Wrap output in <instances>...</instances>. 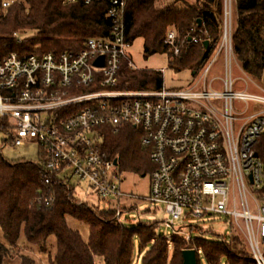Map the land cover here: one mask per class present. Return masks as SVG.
Returning a JSON list of instances; mask_svg holds the SVG:
<instances>
[{"label": "built area", "instance_id": "1", "mask_svg": "<svg viewBox=\"0 0 264 264\" xmlns=\"http://www.w3.org/2000/svg\"><path fill=\"white\" fill-rule=\"evenodd\" d=\"M20 1L2 0V6ZM80 1L92 2L64 3ZM109 1L107 36L89 37L80 49L0 56V129L7 132L6 141L37 143L44 182L55 177L74 190L70 178H76L101 201L115 203L122 222L140 199L164 206L165 224L172 228L178 221L225 216L243 234L255 264H264V86L251 80L257 90L248 83L236 87L234 0H223L221 39L203 68L202 84L163 83L157 89L123 85L126 68L137 69L129 53L127 0ZM13 36L22 43L33 35ZM186 40L173 28L166 37L175 56ZM219 56L224 76L216 89L207 75ZM101 57L103 65L97 66ZM128 125L141 131V146L154 165L145 197L123 189L118 163L104 150V129ZM38 201L50 206L54 197Z\"/></svg>", "mask_w": 264, "mask_h": 264}, {"label": "trees", "instance_id": "2", "mask_svg": "<svg viewBox=\"0 0 264 264\" xmlns=\"http://www.w3.org/2000/svg\"><path fill=\"white\" fill-rule=\"evenodd\" d=\"M236 6L233 45L236 59L248 74L264 82V0H234ZM109 0L80 1L21 0L3 8L0 0V56L11 51L19 54L80 49L93 36L110 33ZM126 32L132 42L143 40L146 55L167 52L171 67L188 68L197 74L204 68L220 42L223 0H174L159 6L157 0H127ZM173 28L187 37L178 56L166 43ZM32 30L34 34L19 43L14 32ZM200 37L199 43L189 37ZM208 40L209 45L204 42ZM161 71L126 68L123 85L130 89L161 88ZM104 150L118 160L121 171L146 174L154 168L149 153L140 145L136 132L123 126L115 131L104 129ZM54 197L50 206L39 198ZM72 218L87 227L88 236L68 223ZM158 223L140 222L130 227L116 216V209L91 206L79 199L73 189L55 177L43 180L41 164L28 160L11 161L0 150V264L12 259V249H19L21 236L47 254L50 264H134L136 246L142 264H183V251L197 250L208 264H255L245 239L238 231L221 240L203 237L187 240L175 234L168 240L157 235ZM201 229L190 226V231ZM52 240L54 242H52ZM172 246V247H171ZM53 247L54 252L51 248ZM19 264H35V259L21 254Z\"/></svg>", "mask_w": 264, "mask_h": 264}, {"label": "rangeland", "instance_id": "3", "mask_svg": "<svg viewBox=\"0 0 264 264\" xmlns=\"http://www.w3.org/2000/svg\"><path fill=\"white\" fill-rule=\"evenodd\" d=\"M174 0H157V4L159 6H163L165 4L171 3ZM235 17H236V6L233 4V25L235 26ZM22 32H27L29 35H33L34 31L25 30ZM181 38V37H180ZM129 53L134 61V64L137 69L141 70H155L161 71L164 78V85L167 88H182L187 87L191 84H196L200 81L202 84L203 69L197 74H193V72L188 69H180L176 70L174 67H171L170 64V56L167 52H159L152 55H146L143 50V40L141 38L136 39L132 42ZM216 55V51H214L208 61H212L214 56ZM209 62V63H210ZM224 76V60L223 56H219L214 63L211 65V69L207 75V84L210 85L213 83V86L216 89L222 88V83L220 78ZM233 78L236 79V87L243 88L246 83L249 84L250 89L257 90V86H255L251 80L255 83L264 86V82L248 75L241 67L239 62L234 61L233 63ZM137 137L139 138V142L141 145V131L135 129ZM8 134L5 130L0 129V150L3 155L11 160H28L33 162H38L41 159V149L40 146L35 143H27L22 146H14L10 142H7ZM147 152V151H146ZM148 153V152H147ZM119 170L121 168L119 166ZM123 175V189L128 193H134L141 197H145L148 195L149 186H150V171L146 174L136 173L131 171H121ZM70 183L72 187H74L75 195L81 199L82 201L89 203L91 206H98L101 209L107 207H113L115 203H108L105 201H101L97 195L91 192L90 188L85 183H80L76 178H70ZM126 204L132 203L130 200L124 201ZM137 208L133 210L126 211L125 217L126 221H123L126 225L130 227H136L140 222L144 223H158L157 235L164 236L171 245V238L176 234V231L181 229L177 234L185 235L190 234L194 238L203 237L208 240H221L223 237L230 236L233 232L235 233L237 230L233 225L230 224L228 218L225 216L218 215H210L205 216L203 218H193L188 221H178L175 223L174 228L169 227L165 224L168 221V215L165 212L164 206L160 204L149 203L148 200L140 199L134 201ZM123 207V206H122ZM128 210V209H126ZM68 223L74 229H79L82 232L84 237L88 236L87 227L72 219L68 218ZM190 224L195 225V227H199L201 229L190 231ZM243 235L241 232H238ZM243 237V236H242ZM244 238V237H243ZM0 240L4 241V235L0 228ZM52 242H54L52 240ZM151 245L149 244L142 251V256L139 257L138 252V244L136 246V257L134 260V264H142V257L145 255L147 250H149ZM172 247V246H171ZM51 247H49L50 249ZM52 252L55 249L51 248ZM21 254H26L35 259V264H50L49 258L47 254L41 253L37 246L30 244L27 242L24 236H21L19 249H12V259L6 261L4 264H19V256ZM201 264H208L202 253H200ZM227 260L224 259L221 264H226ZM96 264H103L101 259L96 260Z\"/></svg>", "mask_w": 264, "mask_h": 264}, {"label": "water", "instance_id": "4", "mask_svg": "<svg viewBox=\"0 0 264 264\" xmlns=\"http://www.w3.org/2000/svg\"><path fill=\"white\" fill-rule=\"evenodd\" d=\"M205 46L209 45V41L206 40L204 42ZM97 66H102L103 65V57L101 59L97 60L95 63ZM118 163V160H115V164ZM183 264H198L197 261V251L194 248H187L183 251Z\"/></svg>", "mask_w": 264, "mask_h": 264}]
</instances>
